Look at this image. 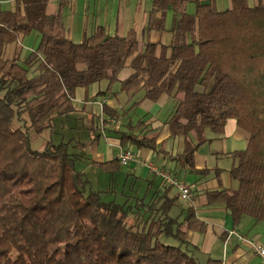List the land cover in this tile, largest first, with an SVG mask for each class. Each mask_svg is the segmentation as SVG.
Wrapping results in <instances>:
<instances>
[{"label": "trees", "instance_id": "1", "mask_svg": "<svg viewBox=\"0 0 264 264\" xmlns=\"http://www.w3.org/2000/svg\"><path fill=\"white\" fill-rule=\"evenodd\" d=\"M68 1L59 0L53 12L50 0L0 7V264H199L187 234L206 225L190 203L181 219L169 215L181 199L158 176L163 191L148 202L104 201L78 169L80 156L69 152V142L32 147L31 132L52 130L55 118L77 111V90L87 100L101 81L107 82L102 95L119 81L120 91L136 97L134 105L172 99L164 125L182 144L174 154L164 147V155L177 169L215 172L219 186L205 190V202L223 205L234 223L243 215L264 222V0H229L224 9L216 0H152L144 31L169 32L168 42L140 40L133 29L109 34L103 25L76 42L62 18ZM32 32L37 45L21 57V41ZM124 67L131 74L119 80ZM102 110L103 117L120 119L116 109L103 104ZM228 118L247 144L229 153L228 173L237 186L226 188L223 169L196 168L194 155L223 136ZM144 123L119 131L123 148L160 151L157 135L134 131ZM89 164L110 176L124 166L118 157Z\"/></svg>", "mask_w": 264, "mask_h": 264}, {"label": "crops", "instance_id": "2", "mask_svg": "<svg viewBox=\"0 0 264 264\" xmlns=\"http://www.w3.org/2000/svg\"><path fill=\"white\" fill-rule=\"evenodd\" d=\"M12 1L15 0H0V7L3 8V4L9 5ZM142 1L143 0H69L67 4H72V6H78L81 3L84 4L85 7H88V4L93 2L97 8L101 3L103 6V13L102 17L98 19L101 21L100 24H97L93 18L91 20L90 26L88 25L87 20L79 21L76 19L74 14L68 15V36L72 40L76 41L78 38H75V35L78 37L79 35H82L83 38L84 33L90 32L96 25H103L109 34H118L119 31H125L126 34L128 30L133 29L136 31V33L141 32L142 34H146V41H160L162 39L160 35L161 32L144 31L148 11L150 10L151 6L146 10L147 6L146 4L142 6ZM56 2L58 6L59 0H56ZM150 3L152 4V0H150ZM67 4L65 6H67ZM189 4L192 5L193 3H187L186 10ZM7 8L11 9L10 7ZM64 8L62 10V18ZM193 10L194 8L192 7L190 12H193ZM171 17V12H168L165 24L167 30L171 24ZM129 18L131 20H129V23H126V26L123 27V24H125ZM35 41H38V37L36 33L32 32L28 35L27 43L29 44L26 46V48L28 47L29 51L33 49L31 43ZM14 48L15 44L9 45V48L6 50L8 57L12 56ZM119 74L118 79L122 80L131 74V69L122 71L121 78H119ZM106 87L107 82L105 81L93 84L89 90V97L87 100H85L86 96L84 89H78L75 97L76 110L78 112H83L90 115V119L92 116L97 118L103 117V104H106L111 109H116L119 106V103L115 101L111 95L101 94V92H103ZM139 104L145 105V109L148 113L142 114V116H140L138 121L143 120L145 123L140 124L135 128L134 131L141 134L143 133L141 132V128H144V132L148 131V134L157 135V143L160 151L154 152L148 148L136 149L133 146L130 147L137 152L140 159H152L156 166L159 168L170 169L172 172L176 173L175 175L180 180L188 183L191 186L192 196L187 202L195 208L196 216L206 225V228L203 232L189 231L187 234V240L190 243V247L193 249V251H195L194 255L196 256V254L199 253L201 256H208L209 258H207L206 264H264V259L257 255L248 243L238 239L234 235H229V231L235 230L247 238L264 245V222H256L251 216L247 217L248 215H244L241 216L237 223H234L229 211L225 209L223 205L206 204L203 195L205 190L219 186V181L215 172L210 171L209 173L201 175L190 172L189 170L177 169L174 161L165 156L163 152L165 147V150L168 153L174 154L181 148V145L179 141L177 143V138L169 137V130L168 127L164 125V119L161 120L158 118L160 105H162V102H153L145 99L139 102L138 105ZM108 119H106L104 122V127L101 130L102 133H100L106 140L107 148L100 151L99 147L97 148V145L95 144H91L89 147H87V154L91 161H109L112 158L117 157L120 149L123 148L118 138L119 131L124 128V126L121 127L123 123L120 121V119L114 121L109 118V116ZM108 124L112 128V132L104 129ZM125 128L130 130L126 126ZM246 144L247 140L245 136L238 130L236 120L234 118H228L224 125L223 138H216L201 145L195 152L194 166L201 169H212L215 167L223 169V172L220 174L222 187H234V182L231 180L228 173L229 168H223V166L220 165V161L223 158L231 159L229 153L235 150L243 149ZM128 166L129 168L146 170V174L142 177L146 183V188L142 196L135 197L137 198L136 200L143 199L144 202H148L156 192L160 194L162 193L163 190L160 189L155 173L141 166L136 161H132L128 164ZM182 173L185 174V179L181 178ZM129 178H134L135 182L136 179L139 181L140 176L128 172L127 179ZM134 184H136V182ZM168 193L172 196L178 194L174 187H171L168 190ZM127 199L131 201L132 197ZM180 201L181 200L178 202ZM184 209L185 208H182L179 213V215H182V217L185 213ZM179 215H177V217H180Z\"/></svg>", "mask_w": 264, "mask_h": 264}, {"label": "rangeland", "instance_id": "3", "mask_svg": "<svg viewBox=\"0 0 264 264\" xmlns=\"http://www.w3.org/2000/svg\"><path fill=\"white\" fill-rule=\"evenodd\" d=\"M254 1L255 0H249L250 4H253ZM15 4H16L15 1H12L9 5L3 4L2 6L3 8L10 7L11 9H14ZM144 4H146L147 6L146 10L149 9L151 6L150 0H143L142 6H144ZM216 5L219 9L227 8L229 6V0H216ZM192 7L194 8V5L189 4L187 7V11L190 12ZM102 8L103 6L101 3L99 7L96 8L93 2L89 3L88 7L87 6L85 7L84 4L81 3L78 6L75 5L72 6V4H67V6H65L64 8V13H63L64 24L68 29L69 26L67 20H68V15L70 14H74L76 19H78L79 21L87 20L89 26L93 18L95 19V22H97V24H100L101 21L98 19L102 17V13H103ZM56 9H57L56 0H50L48 4V11L53 12ZM129 20L131 19L129 18L128 21H126L125 24H123V27L126 26V23L127 24L129 23ZM118 34L125 35V31L123 32L119 31ZM137 34L140 40L145 41L146 34H142L141 32H138ZM160 35L162 38L161 40L164 42H168V40L170 39L169 32H162ZM76 36L77 35H75V38H78L77 40L75 39L76 42L82 40V35H79V37ZM27 41H28V36H26L22 40V44H21L22 57H24L29 53L28 47L26 48V46H28L29 44L27 43ZM31 45L33 48H35V46L37 45V41L31 43ZM8 48L9 46L7 47V49ZM128 69L130 68L124 67L122 68L121 72ZM121 72L119 74V78H121ZM110 95L113 99H115V101L119 103V106L116 109L120 113V121L123 123L121 127H123L124 125V128H122L121 131L129 132V130L125 128V125L129 122L136 124L140 116H142V114L148 113L145 109V105L142 104L134 105L132 103V101L135 100L136 97L133 98V100H130L125 92L120 91L119 81H115L112 84ZM160 102H162V105H160L158 118L161 120L162 119L165 120V118H167L168 114L173 109V102L172 99L169 98L168 99L163 98V100H161ZM89 116L90 115L86 113L75 111L68 114L67 116H61L55 118L54 126L52 130H45L40 135L31 132L32 147L36 150H41L45 145V143L49 140L55 143L59 141L69 142V152L80 156L77 162L78 169H82L85 172V174L91 180V186L93 189L101 191L100 197L104 201L115 200L117 202H122L129 197H132L131 199L132 201L135 197L142 196L146 188L145 187L146 183L142 177L146 174V170L144 169L141 170L138 168L134 169V168H129V166H123L121 167L118 173H116L113 177H110V175L106 173L104 170L89 164V161H91V159L87 154V147H89L91 144H95L97 145V148L99 147L100 151L102 149L107 148L106 140L103 137V135L100 133H102L101 130L104 127L103 119L104 118L108 119V116L95 118L94 121L95 123L90 128ZM104 129L112 132L111 131L112 128L109 126V124ZM178 141L180 142L181 145L182 138H177V143ZM231 163L232 160L226 158H223L220 161V165L223 166V168L225 169L230 168ZM128 172L140 176L139 181H137V179L135 180L136 184H134L135 183L134 178L127 179ZM181 178L182 179L186 178L184 173H182ZM233 182H234V187H236L237 186L236 182L234 180ZM188 204L189 203L187 201L181 200L170 210L169 215L171 217H176L177 215H179L182 208H185ZM179 216H180L179 219H181L182 215ZM165 240H167L168 242L172 241L166 238ZM196 258L199 264H206L207 258L209 257L204 255L201 256L199 255V253H197Z\"/></svg>", "mask_w": 264, "mask_h": 264}, {"label": "built area", "instance_id": "4", "mask_svg": "<svg viewBox=\"0 0 264 264\" xmlns=\"http://www.w3.org/2000/svg\"><path fill=\"white\" fill-rule=\"evenodd\" d=\"M120 163L124 166L128 165L132 161L138 162L141 166L147 168L156 174L166 185L174 187L181 200L189 201L192 196L191 186L180 180L173 172L168 168H159L155 165L152 159H140L137 152L131 147L121 148L117 155ZM229 235H234L238 239L248 243L254 252L264 259V245L247 238L238 231L231 230Z\"/></svg>", "mask_w": 264, "mask_h": 264}]
</instances>
